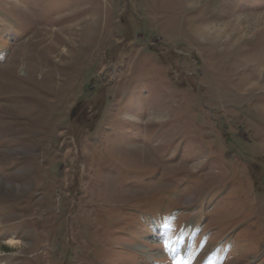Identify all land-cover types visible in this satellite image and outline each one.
I'll return each mask as SVG.
<instances>
[{
	"label": "rangeland",
	"instance_id": "1",
	"mask_svg": "<svg viewBox=\"0 0 264 264\" xmlns=\"http://www.w3.org/2000/svg\"><path fill=\"white\" fill-rule=\"evenodd\" d=\"M254 260L264 0H0V264Z\"/></svg>",
	"mask_w": 264,
	"mask_h": 264
},
{
	"label": "bare ground",
	"instance_id": "2",
	"mask_svg": "<svg viewBox=\"0 0 264 264\" xmlns=\"http://www.w3.org/2000/svg\"><path fill=\"white\" fill-rule=\"evenodd\" d=\"M65 29H67V28H65ZM65 29H62V30H65ZM50 37H48V39H49ZM8 243H10V244H13L14 243V240L13 239H9V242Z\"/></svg>",
	"mask_w": 264,
	"mask_h": 264
}]
</instances>
